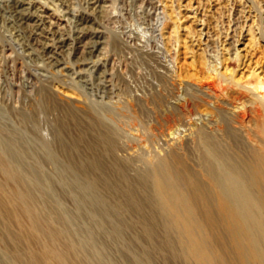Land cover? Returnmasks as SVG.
Returning a JSON list of instances; mask_svg holds the SVG:
<instances>
[{
  "label": "rangeland",
  "instance_id": "374dc122",
  "mask_svg": "<svg viewBox=\"0 0 264 264\" xmlns=\"http://www.w3.org/2000/svg\"><path fill=\"white\" fill-rule=\"evenodd\" d=\"M24 1L26 7L33 4L37 10L35 15H40L65 40V46L54 49L53 58L59 64L49 71V77L58 75L63 81L68 80L73 66H79L71 62L81 61L86 51L98 42L97 46L102 49L95 53L93 60H99V65L105 62V74L101 76L111 90L109 98L104 100L112 99L116 110L127 106L136 112L141 123L151 125L43 126L45 137L57 152L58 160L54 161L48 158L31 129L21 132L19 126H2L4 133L14 134L27 151L23 156L25 160L21 158V162L13 163L23 170L20 189L27 192L28 203L35 211L42 232L31 230L32 221L22 213L18 193L10 186L0 195V264H59L54 255L57 251L64 253L70 264H206L190 247L188 234H178L166 227L148 172L151 161L177 153L194 178L203 182L206 168L198 149L199 130L219 134L224 142L228 141L227 127L211 126L207 121L209 115L199 114L192 105L191 113L184 107L181 122L173 113L172 118L178 121L174 123L173 119V126H160L165 122V110L180 112L183 107L179 99L193 97L199 89L195 77L204 69L203 60L195 54L196 48H188L189 25L195 26L191 8H185L189 0H185L181 8L186 19H179V23L186 29L180 33L178 57L173 33L174 22L180 18L178 0H135L127 17L122 14L120 0H116L117 5L115 0H100L102 11L93 10L90 4L88 8L72 12L75 17L96 19L85 23L83 29L70 25L63 13L56 11V7L61 6L59 0L53 7L46 0ZM67 1L82 4V0ZM196 2L192 0L193 6ZM213 4L216 1L207 9L205 18L211 27L224 11L217 6L212 8ZM164 6L168 12L173 10L172 18L163 12ZM163 27L165 36L170 39L168 46V39L161 37ZM0 31V70L5 67L9 84L4 85L10 95L8 101L19 107L20 77L26 79V93L33 97L34 89L40 84L36 78L43 74L34 66L29 70L22 58L14 60L16 53L10 34L3 29ZM47 31L39 32V38L53 47L54 37L51 31ZM114 39L118 44L113 47ZM240 39L237 47L245 48L248 36L244 33ZM260 45L249 46L253 47L252 56H259ZM209 51L213 49L209 47ZM67 53H71L70 59H67ZM153 55L158 57L154 60ZM239 69L237 60L229 66V70L240 74ZM29 71L33 76L29 77ZM159 75H164L166 80L158 79ZM60 96V102L77 105L79 115L86 112L83 97ZM157 96L162 100L156 104L154 100L159 101ZM84 117L88 118L87 115ZM115 140L117 147L111 149L110 143ZM215 213L220 215L219 210ZM205 234L214 238L206 250L224 260L218 264H262L252 253L253 248L245 237L227 232L225 221L205 225L196 231L198 236Z\"/></svg>",
  "mask_w": 264,
  "mask_h": 264
},
{
  "label": "bare ground",
  "instance_id": "6f19581e",
  "mask_svg": "<svg viewBox=\"0 0 264 264\" xmlns=\"http://www.w3.org/2000/svg\"><path fill=\"white\" fill-rule=\"evenodd\" d=\"M46 1L50 2L52 7L56 3V0ZM59 1L61 6L56 7V11L63 13L70 25H74L75 28L82 26L81 29L85 28L83 26L85 23L96 19H89L86 16L75 17L72 12L88 8L90 4L93 10L102 11L103 7L100 0H82V4L69 3L67 0ZM134 1L120 0L123 16H129ZM184 1L178 0L180 18L177 17L173 29L177 57L181 47L180 33L186 29L179 23V19H186V14H182L181 11ZM213 1H216V4H213L212 8L217 6L219 10L222 8L224 11L221 12L219 21L211 27L205 18L207 9L211 8ZM196 3L193 6L192 0H189L185 8H191L195 23V26L189 25L188 48H196L195 54L203 60V72L195 77L199 89L193 93V97L185 96L184 100L179 99L183 107L179 113L175 111L168 113L165 110V122H161L160 126H173L175 119L172 116L175 114L178 117L176 119L181 122L182 115H185L184 107L186 106L191 113L192 105L199 114L209 115L210 119L207 121L211 126H218L219 129L220 126H226L228 141L224 142L225 139L223 140L219 134L213 135L205 130H199L198 149L201 150L202 163L206 168V178L203 182L194 178L184 159L177 153L151 161L148 168L149 176L166 227L178 234H188L190 247L206 264H218L224 260L222 256L206 250L214 238L208 234L198 236L196 231L205 225H216L222 220L225 221L228 233L236 232L246 238L253 248L252 253L264 264V0H197ZM25 4L24 0H0V29L10 34V42L16 53L14 60L17 57L22 58L29 70L32 66L36 67L44 79L36 78L40 84L34 89L32 97L26 93V79L20 77L21 96L18 101L19 107H15L8 101L10 95L4 84L9 83L5 67L0 70V177L3 179L0 182V195L13 186L18 193L22 213L32 221L31 230L40 234L42 229L35 211L28 203L29 196L26 191L20 189L23 170L13 163L21 162L27 151L18 142L19 138H14V134L13 136L8 134L9 131L4 133L2 126H19L21 132L31 129L41 141L48 158L54 161L58 160L57 152L52 146L53 143L45 137L43 126L54 128L71 125L151 124L141 123L136 112H132L127 106L116 110L114 105L112 106V99L104 100L106 97L109 98L111 90L101 76L105 74V62L99 65V60H93L95 53L102 49L97 46L98 42L86 51L81 61L71 62L72 65L79 66H73V72L69 73L68 80L63 81L58 75L49 77V71L56 69L59 64L58 60L53 58L54 49L65 46V40L57 30L50 28L40 15H35L37 10L33 4H28L27 7ZM148 6L147 4L146 11ZM163 12L172 18L173 10L168 12L164 6ZM99 22L103 23L101 20ZM164 29L161 28V37L164 40L168 39L166 41L168 46L170 39L165 36ZM47 30L51 31L54 37L53 47L39 38L40 33ZM244 33L248 36L245 48L237 47ZM258 43H261L262 48L259 56H252V48ZM117 44V40L114 39L111 45L114 47ZM250 45L253 46L251 49ZM209 47L213 51H209ZM167 50L170 51L169 47ZM70 55L71 53H67V59H70ZM157 57L153 55L152 59L155 60ZM235 60L240 67V74L229 70V66L235 64ZM30 76L33 74L29 71ZM158 79L166 80L164 75H159ZM60 95L83 97L82 104L86 112L79 115L76 111L77 105L60 102ZM157 97L159 101L154 100L156 104L162 100L161 96ZM154 107L157 110V105ZM173 113L175 114L172 115ZM86 115L88 120L84 117ZM234 126L240 129L234 130ZM117 143V140L111 142V149H115ZM215 210H219L220 215H217ZM54 255L59 264H70L64 253L57 251Z\"/></svg>",
  "mask_w": 264,
  "mask_h": 264
}]
</instances>
